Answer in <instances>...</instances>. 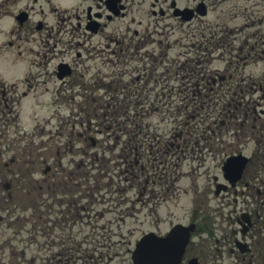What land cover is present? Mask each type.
Returning <instances> with one entry per match:
<instances>
[{"label": "flooded vegetation", "instance_id": "flooded-vegetation-1", "mask_svg": "<svg viewBox=\"0 0 264 264\" xmlns=\"http://www.w3.org/2000/svg\"><path fill=\"white\" fill-rule=\"evenodd\" d=\"M173 48L181 51L168 55ZM3 60L19 76L0 74V112L31 93L55 110L122 111L121 123L129 126L142 123L140 110L185 111L187 122L173 120L163 134L154 124L152 132L109 137L119 167L104 186L124 204L120 221L138 223L125 253L145 234L156 240L182 224L194 230L180 264L193 257L197 264H264V0H0ZM175 94L184 95L179 104ZM79 117L81 126L91 123L89 113ZM180 125L184 130L176 131ZM209 154L217 158L212 174ZM191 157L207 164L215 205L209 189L200 190L194 208L176 220L178 170ZM65 174L69 183L74 170ZM94 188L63 189L70 222L104 217L93 208ZM64 251L57 262L40 264H117L84 252L65 262Z\"/></svg>", "mask_w": 264, "mask_h": 264}, {"label": "rangeland", "instance_id": "rangeland-1", "mask_svg": "<svg viewBox=\"0 0 264 264\" xmlns=\"http://www.w3.org/2000/svg\"><path fill=\"white\" fill-rule=\"evenodd\" d=\"M194 49L191 48V55H199ZM219 49H214L213 54H219ZM177 51L181 49L173 48L168 55ZM15 71L5 60L0 62V74L5 80L17 76L19 73L15 74ZM19 86L24 87L20 82ZM18 97L21 105L16 107L13 104L14 112L19 114L14 123L8 120L10 111L0 114V264L54 263L60 250L64 249L67 252L65 261L70 263L74 262V256L81 257L83 252L86 258L93 254L94 259L102 263L112 259L117 264L129 263L125 244L138 236V223L132 217H126L124 223L120 221L119 215L125 213L124 204L119 201L118 194L108 192L111 188L104 186L107 184L104 177L108 173L115 175L119 167L117 153L113 152L118 150L114 147L116 142L109 137L123 136L125 132L132 134L134 126L121 123L119 113L122 111L114 110L85 112L90 114L92 122L81 126L76 118L79 120L84 112L55 110L43 103L46 99L40 94ZM183 97L175 94L174 103L179 104ZM137 114L142 119L137 131L143 133L152 132L154 124H159L156 132L163 134L173 125V120L175 126L187 122L182 107L162 112L144 109ZM74 121L77 124L72 127ZM205 123L206 120L202 121ZM183 125L176 127V131L184 130ZM206 158L212 174L217 158L211 154ZM46 165L50 166L51 173L44 181ZM206 165H201V158L182 160L176 181L179 189L175 190L174 197L176 220H183L186 212L194 208V199L200 190L208 188V202L215 205L211 198L214 195L211 175L208 178ZM67 168L74 170L69 183L63 182ZM82 184L95 185L90 199L94 210L104 215L102 219L88 222L83 217L81 221L70 222L71 219L65 217L66 205L61 198L63 189L80 188ZM70 198H66L64 204ZM80 201L87 206V198ZM143 224L146 229L150 223ZM119 225L123 227L118 228ZM118 249L121 253L116 255Z\"/></svg>", "mask_w": 264, "mask_h": 264}, {"label": "water", "instance_id": "water-1", "mask_svg": "<svg viewBox=\"0 0 264 264\" xmlns=\"http://www.w3.org/2000/svg\"><path fill=\"white\" fill-rule=\"evenodd\" d=\"M171 236H173L171 234ZM170 236V237H171ZM187 241V237L185 238L184 242H182L181 244H179L177 247V251H175L174 254H171L170 255V263H172V261H174V264H177L181 255H182V252H183V249H184V246H185V243ZM151 245V240L150 239H146L144 238L138 245V248L134 251V259H135V263L136 264H154V256L151 252H143L144 248L146 247H149ZM166 261H164L163 263H166Z\"/></svg>", "mask_w": 264, "mask_h": 264}]
</instances>
